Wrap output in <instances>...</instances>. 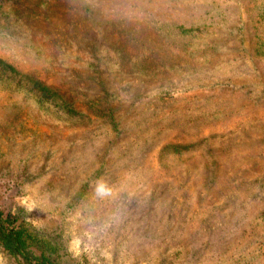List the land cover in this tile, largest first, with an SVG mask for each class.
<instances>
[{
    "label": "rangeland",
    "instance_id": "obj_1",
    "mask_svg": "<svg viewBox=\"0 0 264 264\" xmlns=\"http://www.w3.org/2000/svg\"><path fill=\"white\" fill-rule=\"evenodd\" d=\"M0 210L66 264H264V0H0Z\"/></svg>",
    "mask_w": 264,
    "mask_h": 264
},
{
    "label": "trees",
    "instance_id": "obj_2",
    "mask_svg": "<svg viewBox=\"0 0 264 264\" xmlns=\"http://www.w3.org/2000/svg\"><path fill=\"white\" fill-rule=\"evenodd\" d=\"M0 244L22 264H66L67 252L15 214L0 210Z\"/></svg>",
    "mask_w": 264,
    "mask_h": 264
},
{
    "label": "clouds",
    "instance_id": "obj_3",
    "mask_svg": "<svg viewBox=\"0 0 264 264\" xmlns=\"http://www.w3.org/2000/svg\"><path fill=\"white\" fill-rule=\"evenodd\" d=\"M95 195L100 199L111 198L114 195V190L107 183L100 181L95 186ZM0 264H3L2 259H0Z\"/></svg>",
    "mask_w": 264,
    "mask_h": 264
}]
</instances>
